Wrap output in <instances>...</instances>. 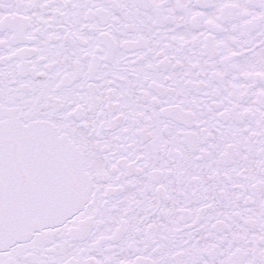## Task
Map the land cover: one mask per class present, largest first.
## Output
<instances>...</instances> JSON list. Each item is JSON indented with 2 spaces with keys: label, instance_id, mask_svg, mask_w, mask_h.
Wrapping results in <instances>:
<instances>
[{
  "label": "snow or ice",
  "instance_id": "snow-or-ice-1",
  "mask_svg": "<svg viewBox=\"0 0 264 264\" xmlns=\"http://www.w3.org/2000/svg\"><path fill=\"white\" fill-rule=\"evenodd\" d=\"M0 264H264V0H0Z\"/></svg>",
  "mask_w": 264,
  "mask_h": 264
}]
</instances>
